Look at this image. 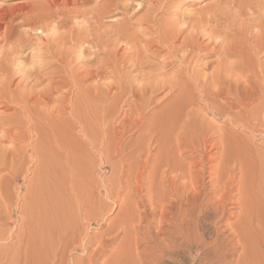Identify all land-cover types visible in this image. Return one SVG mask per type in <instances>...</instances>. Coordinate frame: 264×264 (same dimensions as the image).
Listing matches in <instances>:
<instances>
[{
	"label": "rangeland",
	"instance_id": "obj_1",
	"mask_svg": "<svg viewBox=\"0 0 264 264\" xmlns=\"http://www.w3.org/2000/svg\"><path fill=\"white\" fill-rule=\"evenodd\" d=\"M60 1L61 0H59V1L56 0V2H55V0L54 1L53 0H0V13L5 14L6 17H8L3 22H4V24L8 23V25H7V26H9L8 32L11 31L10 34L12 33V36L10 35L11 39H9L8 41H5L4 40L5 34L0 32V58L1 57L3 58V61H2V59H0L1 60L0 61L1 62L0 63V80L3 77V79L0 81V84L2 86V87L0 86V88H1L0 89V94H1L0 96H2V98L4 99V102H3V99L1 100L2 102L0 101V105L2 103H4L2 105H7L5 102H8L9 104L10 103L11 104H13V103L17 104L18 102H20V104L18 103L19 104L18 107L20 105H22V106H21V109H19L20 107L16 108L17 113L19 112V110L22 111V107H23V109L27 108L26 110L30 109L29 111H27V113L31 112V114H27L26 110L25 111L23 110V112H21V113L19 112L18 114L24 115V116L21 115L23 117V118H21V116L15 112V109L10 110V109H6L2 105H1L2 108L0 106V118L2 117V115H4L3 118L0 119V150L4 154L2 152L0 154L6 155V153L9 151L7 156H10V157L7 158V160L13 159V162H14V164H13L11 160L10 161L8 160L7 163L9 165L7 164L6 167H3L2 165H0L1 166L0 169H2V167L5 169L4 171H0V185L3 184V186L1 185L2 187L0 186V215L2 217H4V219H6L7 223H9L11 225V228H10V225H9V227L6 225V228L4 229V232H3V236L0 237V264H20L19 262H21V260L23 261V258H21V257L24 256L23 253H24V249H25V243L28 242V238H29L28 237V229H29V227H32V226L34 229V233H37L36 236H39V237L43 236L42 231L44 229H47L45 238H47V240H48L49 237L54 234V232L57 233L58 230L65 225L64 220L66 217L68 220V217L70 218L71 215H74L75 219L77 221L81 222L82 225L79 222H76V224L78 223L80 225V227L83 226V230L85 232V236L87 237V239L88 238L91 239L92 237L95 238L96 236H98V234L100 235L102 233V231L105 230V228L97 225L93 220H91V215H93V214L95 215V212H96L95 210H90L93 208L92 205L94 207L100 206L101 209L107 208V209H105V212L102 211L103 215H105V213H106L107 216H109L112 212L116 213V211H114L115 210L114 208L117 206L118 203L122 204V203H120V200L123 201L122 197L126 196L125 192H127V195H128V193H131L132 188L130 186L133 187V185H135L134 182L140 176V174H137V173H139V170L144 169L143 164H145L146 159L143 163H140V161L142 162V160H144V157L145 158L147 157V159H148V153L147 152L152 153L151 154L152 157L150 156L149 160L151 159L153 161V158H156L155 154H154L157 151L155 139L156 138L158 139V137H159L158 135H160V134H158V132H157V135L155 136L154 134H156V132H155L156 130H152V129H154V127L156 125L161 126L160 123H162V126L165 124H168V123L173 124V125L175 124L174 126L176 128L171 133V137L174 140L176 138V134L178 135L177 136L178 140L181 139L180 138L181 136L179 137V135H182V133L185 131L182 135L181 141L179 140L180 144H179V142L178 143L176 142L177 138L174 141L175 144H177V145H181V143L184 142L181 145V151L182 152L191 151L189 148V146H190L189 143H191V142L196 143V139L197 138L199 139V137H201V139H202L206 136L205 137V139H206L208 134L211 135L210 136L211 138L208 135V139L214 143V147H219V146H221V144L220 143L215 144L214 140H217L218 137L223 136L226 133L229 136H231L235 141H237V143L239 145L241 144L240 145L241 147L243 146L241 150L244 152V154L241 151L240 152L242 154L241 156H243V159L251 161L253 163V165L255 164L253 166L254 169H252V171L254 173H256L255 171H257V172H263L264 171L262 169V168H264V95H261V93L264 89H258L260 87L264 88V73H262V71L264 72V49L263 50L257 49L258 51L255 53L257 45L259 44L260 40L263 41V36H264V34H263L264 33V10H262V9H264V0H259V1L258 0H160V1L159 0H153V1L152 0H149V1L148 0H71L72 2L71 1L69 2V0L68 1L63 0V1H61L63 3L58 4ZM157 1H159V2H157ZM261 1L263 3H259ZM49 2L52 4V5L50 4L51 6L49 5L50 8H49V6L48 7L46 6L47 8L44 7V5H46V4L48 5ZM67 2H68V4H67ZM257 2L260 6L257 4ZM72 3L74 4V6ZM66 4L68 7L66 6ZM138 4L140 6L142 4V6L139 10H137ZM241 4H242V6H241ZM246 5H247V7H246ZM251 5L253 6V8L249 7ZM254 5L256 6L255 8H254ZM261 6H262V8H261ZM258 7L260 8V10ZM239 8L241 10H243V12H241V10L239 11L238 10ZM245 8H247V9L249 8L248 10L251 9L250 11L253 10V12H251V14L253 13V15H251L249 11L247 12V9H245ZM63 9H65L64 11H66V12H64ZM111 9H113V10H111ZM244 9H245V12L247 14L244 13ZM34 10H36V11L34 12ZM41 10H44V12ZM45 10H46V14L49 13L50 15L49 14H48L49 16L47 15L49 18L47 16H45V14H44L45 17L43 15H41L42 22H41V20L40 21L39 20H32L30 22L24 21V16L29 15L31 12H32L31 14L36 13V12H37L36 14H38V12L40 14H42V12L45 13ZM73 10H75V11H73ZM109 10L114 12V14L113 13L111 14L112 18L107 17L109 15L104 14V11L106 13V11H109ZM258 10H259V12H257ZM61 12H63L64 15ZM40 14H38V15H40ZM100 14H101V16L104 14L102 18L100 16ZM190 14H191V17L193 19L190 17ZM241 14H242V16H241ZM69 15H71V16H69ZM114 15L115 16L118 15V16L115 17ZM145 15H146V17H145ZM155 15H156V17L154 18ZM250 15H251V17H250ZM46 17H47V19H46ZM119 17H120V21H119ZM62 18H63V21H61ZM96 18H98V19L100 18V20H102V21H100ZM115 18L116 19L118 18V19L116 20ZM45 19L48 20V22H46ZM113 19H115V21H113ZM189 19H191V20H189ZM194 19H195V21H194ZM254 19H256L257 22ZM94 21H95V23H94ZM97 21H99V23H96ZM103 21H104V24H101V22H103ZM254 21H255V23H254ZM89 22L91 23V25ZM153 22L157 23V25ZM205 22H206V24H205ZM195 23L197 26L195 25ZM218 23H220L219 24L220 26L218 25ZM97 24H100V25H98V27H97ZM192 24H193V26H192ZM118 25H119V28H118ZM100 26L101 27L103 26L102 29L103 28H104V30L106 29L107 33H105L106 31L104 32V30L103 31L100 30L101 29ZM200 26H201V29H200ZM105 27H107V28H105ZM188 27L192 28L193 31L191 29V32H190L189 31L190 28H188ZM215 27H217L218 29L217 28L215 29ZM28 28H30L32 31L30 29L28 30ZM44 28H45V31H44ZM47 28H49V29H47ZM91 28L93 29L94 32L92 31ZM198 28H199V30H198ZM204 28L206 31L204 30ZM97 29H99L100 32ZM210 29H212V30H210ZM53 30H55L56 32L54 31L55 32L54 33ZM125 30H127L128 32L126 33ZM181 30H182V32H181ZM184 30H186V32ZM95 31H96V33H95ZM113 31H115V32H113ZM122 31L123 32L125 31V33H123V35H122ZM199 31H200V34H199ZM212 31H214V32H212ZM260 31L261 32L263 31V33L262 34L259 33ZM87 32L90 34H88ZM116 32H118V36L121 32V34H120L121 38H123L127 34L124 37V38H126V41L124 39L121 40V38H118L117 34H115ZM206 32H207V34H206ZM210 32H211V34L208 35V33H210ZM83 33L86 34V37H85L86 39L89 35L88 40L91 39L90 41H92V40L95 41L97 39L95 36H98V38L100 40L97 39V41H102V43L104 42V44H101V48L106 49V50H104L102 52V49L100 48V50H101L100 51L101 54H100V52L98 51L99 48H94V49L92 48V50H90L88 47H85L84 49L80 48L78 45H80L82 36L83 37L85 36V34H83ZM99 33H101V34H99ZM108 33H110V35L112 34L111 35V37L113 36L112 40L110 39L111 37H109ZM193 33L195 34L196 37L197 36L199 37V39H200L199 45L201 48V49L199 48L200 50L195 49L194 50L195 52L192 50L189 51L190 49L182 48V42H186L187 39H189V38L191 39L192 37H195ZM46 34H48V35H46ZM55 34H56V38L54 37ZM92 34L95 36H93ZM97 34H99V35H97ZM201 34H202L203 38H201L202 37V36H200ZM259 34H261L260 37H259ZM28 35H31V36H28ZM90 35H91V37H90ZM128 35H129V37H128ZM212 35H214V36H212ZM217 35H218V37H216ZM50 36H51V39H49ZM105 36H107L112 42H110V40L107 39V43H106L105 40H103L104 38L105 39L107 38ZM186 36H188V38ZM253 36H255V37H253ZM25 37H27V39ZM92 37H93V39H92ZM131 37H132V41H131ZM1 38H3V39H1ZM28 38H30V39L28 40ZM54 38H55V40H54ZM213 38H214V40H213ZM258 38H259V40H258ZM135 39H136V45L135 44L133 45V42L135 43ZM183 39H185V40H183ZM250 39H252L253 41H251ZM18 40H19V42H18ZM79 40H80V42H79ZM114 40H117V42H113ZM127 40L128 41L130 40L129 43ZM52 41H53V43H52ZM62 41L65 42V44ZM121 41H123V42H121ZM167 41H169V43H166ZM12 42H13V45L16 42L14 47L12 45ZM118 42H120V43H118ZM124 42H126V44ZM171 42L173 44H171ZM251 42H253V43L251 44ZM46 43H48V44H46ZM115 43H117L118 45ZM121 43H122V46H121ZM123 43H124V45H123ZM178 43H180V44H178ZM210 43H212V44L210 45ZM232 43H233V45H232ZM18 44L20 46L17 47V49H16V46H18ZM76 44H78V45H76ZM111 44H113V45L110 46ZM170 44H171V46H170ZM8 45H12L13 50H11L12 47L8 46ZM108 45H109V47H108ZM114 45H116V46H114ZM174 45H176L175 47L177 48V50H176V48L173 47ZM202 45H203V47H201ZM106 46L109 48V50ZM117 46H118V48L119 47L120 48L118 49ZM130 46H132V47L130 48ZM204 46H206V47H204ZM212 46L215 50L212 49ZM9 47H10V50H8ZM21 47L23 50L21 49ZM43 47H45V48H43ZM250 47H251V52H250ZM6 48H7V50H6ZM18 48H20V50H22V51L20 52V50H18ZM79 48H80V50H79ZM178 48L181 49V51ZM202 48L205 49V51H201V50H203ZM217 48H219V49H217ZM227 48H229V50H230V52H228V53H226V51H225V50H228ZM86 49H88V50H86ZM131 49H133V50H131ZM134 49H135V54H133ZM139 49L141 50V52H139L140 51ZM182 49H184L186 53ZM216 49H217V51H216ZM248 49H249V51H248ZM4 50L6 51V54H5ZM72 50L73 51L75 50L77 53L75 51L72 52ZM94 50L99 53V55L97 57L93 53ZM129 50H131L132 53ZM156 50H158V51H156ZM253 50L255 53L254 57H253V55H254ZM2 51L4 52V54L1 53ZM12 51H13V53H12ZM14 51H16V52H14ZM52 51H54V54ZM56 51H57V53H56ZM146 51H149V52H146ZM172 51H174L175 53L174 52L172 53ZM261 51H263V52H261ZM17 52H19V53H17ZM36 52H38L37 53L38 57L36 56ZM39 52H40V55L44 54L45 58L42 55H41V57H39L40 56ZM59 52L63 53V56ZM115 52H117V53H115ZM137 52H138L139 56H138ZM179 52H182V53H179ZM221 52H223V53L221 54L220 57H218ZM235 52H237V53H235ZM20 53L21 54L23 53L22 57H23V59L25 58L24 60L20 59V58L18 59ZM33 53H34V55H33ZM70 53L71 54L73 53V55H71ZM177 53H179V54H177ZM232 53H233V56H232ZM24 54L26 56H24ZM58 54H60V55H58ZM92 54L94 57H96L97 60L92 56ZM140 54L142 55V57ZM236 54H237V56H236ZM28 55H31L29 62H28V58H29ZM51 55H53V56L55 55L54 56L55 59ZM101 55H102V58H105L108 61L111 59L110 60L111 64L109 62H107V60L104 61L105 59L103 60L101 58ZM112 55L114 56L113 58H111ZM121 55H123L124 57H122ZM172 55H174V56L171 57ZM193 55H194V57H196L197 55L198 56H197V58H194ZM32 56H35V58L37 57L35 59L36 61L33 59L31 60ZM66 56H68V57H66ZM91 56L93 57V59ZM107 56H108V58H107ZM117 56L118 57L120 56V57L118 58ZM131 56H132V59H131ZM248 56H251V57H248ZM10 57H14V58L11 59ZM136 57H137V59H136ZM138 57H140V58H138ZM177 57H179V58L182 57V58L179 59ZM244 57H246V61L244 60ZM6 58L11 63H13V66L17 65L16 66L17 70L12 66V64H10V62L8 60H5ZM58 58H60V59H58ZM90 58H91V60H90ZM252 58H254L253 59L254 61L250 60ZM39 59L41 60V63H40ZM43 59H44V61H43ZM45 59L48 61H46ZM49 59L52 63L49 61ZM61 59H62V61H64V62L67 61V62L66 63H64V62L60 63L59 61H61ZM113 59H115V61L112 64L111 61H113ZM135 59L136 60L139 59L138 60L139 64H138V61H135ZM52 60L57 61L58 63L53 64L55 62ZM92 60H94V62ZM4 61L6 63H4ZM22 61H25V62H22ZM31 61H33L31 63L32 66L30 64ZM37 61H39V62H37ZM103 61H104V63H103ZM143 61H145V62H143ZM183 61H184V63H182ZM220 61H221V64L220 63L218 64V62H220ZM251 61H253V63ZM21 62H22V65L24 63V67H20L18 65L19 63L21 64ZM36 62H37V64H36ZM90 62H92V63H90ZM100 62L102 64H105V65L108 64L107 65L108 68H107V66H104V65H103L104 66L103 67ZM25 63H26V65H25ZM27 63H29V64H27ZM45 63H47V64H45ZM249 63L250 64L252 63V64L250 65ZM4 64H6V66ZM49 64L52 66L49 67ZM61 64H63V66ZM134 64H136V66ZM29 65L31 68L29 67ZM33 65H35V66L39 65L40 67L39 66L35 67ZM46 65H48V66H46ZM100 65L102 68L99 67ZM138 65H141V66H138ZM220 65H221V67H220ZM4 66H5V68L9 67L10 69L9 68H6V69L2 68ZM43 66H45V67H43ZM47 67H49V68H47ZM140 67H141V69H140ZM13 68H14V70H13ZM23 68H25V69H23ZM55 68H56V70L58 69L60 72L58 70L57 71L55 70V72H54L53 70ZM99 68L102 70V72L104 74L100 73L101 70H99ZM144 68H147V69H144ZM7 69L10 71H8ZM31 69L34 70V73L31 72L34 75L30 76L29 78H25L26 70H31ZM4 70H6V71H4ZM19 70L22 71V74L24 72V74L21 75L19 73L20 72ZM35 70H36V72H35ZM62 70H65L66 72H63ZM217 70L219 72H217ZM259 70H261V73H259L260 72ZM12 71H14V72H12ZM112 71H113V73H111ZM253 72L256 75L253 74ZM9 73H10V75H9ZM37 73H38V75L39 74L40 75L39 76L36 75ZM1 74H3L4 76L1 77ZM92 74H94V75H92ZM8 75H9V77H8ZM250 75H252V76L250 77ZM43 76H45V77H43ZM229 76H230V78H229ZM18 77L22 78L23 82H19V81H22V79H20ZM34 77H35V80H34ZM94 77H96V78H94ZM212 77H214V78H212ZM242 77L244 78V80ZM39 78H41V79H39ZM239 78L240 79L242 78V79L239 81ZM30 79H32L33 81ZM37 79H38V81L40 80L39 83H41V84H39L37 82ZM178 79L180 81L183 79V81L180 82ZM218 79H220V80H218ZM5 80L6 81L8 80L9 83L12 80H13V82L10 83V86H7V84H5V83H7ZM34 81H35V83H34ZM214 81L217 82V83H215V85H214ZM249 81H250V83L252 82V84H254L256 82L254 85L257 87V91L259 92L258 100H253L252 103H251V101H249L250 103L247 102V103H249L248 108L246 106L239 105L240 109H239V107H238V109H236V112H238V113H234L235 114L234 117L236 118L235 119L236 121H234V122L231 121L233 119L232 114H228V113L225 114L223 112L217 113V111H215L216 109H214L213 106L209 104V101L206 99V97L204 95V92L207 91L208 89L209 90L210 89L216 90L215 89L216 87L218 89L220 86L223 85V87H220V90L224 89V91H223L224 94L227 97H229V96L232 97V99L229 97L230 100H229V98H228V100L229 101L232 100V102L236 101V104H238L237 102L239 101V98L241 96L239 94V91L241 88L243 89V87H245L244 85L249 84ZM187 82L189 85L188 84L186 85ZM36 83L39 85L37 86ZM211 83H213L211 85L212 87L210 86ZM18 84L19 85L21 84L20 87L18 86ZM24 84L26 87L24 86ZM178 84H181V85H178ZM167 85L170 87L166 88ZM176 85H177V87H175ZM185 85L188 86V88H186ZM190 85H191L192 89H191ZM54 86H55V88H54ZM148 86H152V87H148ZM153 86H154V88H153ZM159 86L160 87L162 86V87L160 88ZM163 86L165 88H163ZM173 86H174V88H173ZM10 87H13V88L18 87V88H16L17 90L14 89L16 91H13V88H10ZM29 87H30V89H29ZM31 87L35 88V90L32 89ZM51 87H53L55 90ZM179 87H182L183 89L185 88V90H183L182 88H179ZM229 88H230V90H228ZM19 89H21V90H19ZM154 89H156V90H154ZM158 89H159V91H157ZM187 89H189L188 90L189 95L187 94L186 97H189V98L186 99L187 102H185V103L188 104V101H189V102H191L189 104H192V105L194 104V105L193 106L192 105L186 106V104H184V106L182 107V110L181 109L179 110L180 114L178 111V112H176L177 115H176V113H174L173 116H171L169 118L170 120H167L165 118V115L167 114L166 113L167 109H168L167 112L170 111L169 109L171 108V99H173V97L175 95L176 96L180 95V93L183 91H184L183 93H186L185 91ZM190 89H191V91L197 90L196 94L194 91L191 92ZM29 90H30V92H29ZM38 90H39V92H37ZM49 90H52V91L49 92ZM145 90L147 91V93L145 92ZM179 90H182V91L180 92ZM232 90H233V92L235 91V93H232ZM9 91H11V92H9ZM31 91H33L34 94ZM34 91H36V92H34ZM143 91H144V93H143ZM228 91H230V92H228ZM43 92H46V93H43ZM174 92H176V93H174ZM200 92H201V94H200ZM8 93H9V95H8ZM10 93H12V94H10ZM19 93H20V96L24 95L23 96L24 98L20 97ZM25 93L28 94V97L30 94L33 95V96L32 95L30 96V98L33 97V99H30L32 101L28 100V97ZM190 93H192V94H190ZM263 93H264V91H263ZM4 94H6V96L11 97L12 100L9 99V97H5ZM43 94H45V95L43 96ZM142 94H145V95L142 96ZM170 94H171L172 98L169 96ZM195 95H197V97ZM225 95L223 96V98L225 97ZM25 96H26L28 104L24 103V101L26 100ZM46 96H47V98H46ZM191 96H192V98H191ZM236 96H237V98H235ZM19 97L22 100H20ZM39 97H40V99H38ZM34 98H35V100H34ZM190 98L193 100H191ZM234 98H235V101H234ZM42 99L47 100L48 106H47V104L44 105L45 103L42 101ZM188 99H190V100H188ZM8 100H10V101H8ZM33 100H34V102L36 101L35 103H37L39 106L37 104H35L33 102ZM38 100L39 101L41 100L42 104L43 103L44 104L42 105L40 102H38ZM232 102H230V103H232ZM16 104H13L12 106L17 107ZM34 105H35V107H34ZM65 107L70 108V110L69 109L67 110V111H70V113H68V114H70V116L68 115L69 120L67 119V122H68L67 125H65L66 122L64 120H62V118L64 119L65 112L63 109ZM165 107H167L166 110H165ZM4 109H6V110H4ZM45 109H47V110H45ZM33 110H35V112L36 111H38V112H36V114H35V112ZM257 110L259 112V113L257 112L258 116L256 115L257 113H255V111H257ZM160 111L164 112L165 114L161 113ZM181 111L183 112V114H181ZM249 111H250V113H249ZM32 112H34L33 115H32ZM25 113L27 114V116H25L26 115ZM184 113H186V114H184ZM14 114H16V115H14ZM162 115H164V116H162ZM179 115H181V116H179ZM183 115H185V117ZM226 115H228L229 117L228 116H227L228 118L225 117ZM243 115H245V116H243ZM28 116L30 117V119ZM241 116H242V118H241ZM229 118H231V120ZM237 118H239L240 120H238ZM161 119H162V121H161ZM173 119H175V120L179 119V121H177V123H176V121ZM171 120H173V121H171ZM63 121L65 124L63 123ZM164 121H165V124H164ZM181 123L183 124V126ZM176 124H178V125L176 126ZM150 125H152V126H150ZM187 125H191V126L187 127ZM139 126H140V128H139ZM141 126L143 127L142 129H141ZM149 126L151 128V132H150ZM146 127H148V128H146ZM192 127L194 128L193 132H190L192 130ZM198 127H199V129H198ZM202 127L203 128L206 127L207 129L204 128V130H203ZM144 128H146L147 131L151 133V135H152V136L150 135L151 137L149 136L150 133L146 134V136L144 135L146 132V130H143ZM195 128H196V131L198 133L195 131ZM200 128H201V130H200ZM222 128H223V132H222ZM225 128H227V129H225ZM217 129L221 130V132L219 130L216 131ZM205 130H207V131H205ZM2 131H4V132H2ZM208 131H209V133H208ZM137 132H139V133H137ZM148 132H146V133H148ZM188 132H189V134H188ZM201 132L203 134L206 133L207 135L205 134V136H204L203 134H201ZM66 133L68 134V136H66ZM178 133H181V134H178ZM190 133H191V135H190ZM195 133L197 134L196 137H194ZM184 134L185 135L187 134L186 137ZM212 134L214 137L212 136ZM143 135L145 136L144 138H142ZM216 135H219V136H216ZM138 136L141 137L140 142H137V140L139 139ZM183 136H184V139H186L185 141L183 139ZM153 137H155V138H153ZM194 138H195V140H193ZM213 138H214V140H213ZM198 139H197V142H198ZM142 140H144V141H142ZM203 140L204 139H202L200 141H203ZM152 141H154V142L152 143ZM186 142L188 143V148H187ZM212 142H210V144L213 146ZM139 143H141L144 146V148H142L143 146H141V148H139L141 145ZM154 143H155V145H154ZM136 144H137L138 148L141 150L139 152V150L137 148L136 151L139 152V154H141L142 150L144 149L142 152L145 154V155H143L144 157H142V154L140 156L138 153H135V149L137 147ZM131 145H135V147L132 146L133 149H131L132 148ZM151 146H152V150L150 151ZM147 147H148V150H147ZM13 150L15 151L16 155H15ZM132 150H134V152L131 153ZM4 151L5 152L7 151V152L5 153ZM12 153L14 154V157L15 158L17 157L18 159L12 158V156H11ZM134 153L136 156H139L138 159L141 158L140 161L137 159L138 162H136L137 160L136 161L134 160L135 162L133 161L134 164L136 163L137 165L136 164L134 165L132 162L133 159L137 158V157H135ZM188 154L190 155V153H188ZM245 154H246V158H245ZM3 155H0V157L1 156L3 157ZM117 155H118V157H117ZM130 155H133L135 158H130L128 160V157H130ZM189 155H187V156H189ZM248 155H250V156H248ZM133 156H131V157H133ZM120 159H121V161H120ZM125 159H127L128 162H126L127 160L125 161ZM151 160H150V162H151ZM122 163H123V165H122ZM127 163H129V166L131 165V167L134 166V167H132V170H133V168L138 167L137 168L138 170L136 169L138 172L134 171L135 169L133 170V172H135V175L138 176L137 178L133 177L134 176L133 172L132 173L130 172L131 167H130V170L128 171L129 166ZM138 164H140V166ZM230 164L228 165L229 167L232 165V164L231 165ZM125 165H127V167H128L126 172H124V169L126 168ZM228 166L226 167V172L231 178L226 175V181H227V183L228 182H229V184L233 183V186H236L238 184L237 180L241 177V171L239 169L240 167H239V165L236 166L234 162L230 168H228ZM233 166H236V167H233ZM140 167H141V169H140ZM231 168L235 169V174H234L233 169H232L233 172L231 171ZM120 169H123V170H120ZM147 171L148 172H146V169H144L142 172H140V173L144 172L141 176L143 177L144 175L146 176V174L150 173L149 170H147ZM122 172H123V174H122ZM127 172H128L129 176H126ZM236 172H238V173H236ZM121 174H122V176H121ZM175 174L172 173L169 176L172 177V176H175ZM123 175H125L126 180L123 178ZM130 175H133V176H131L132 180H133V178H135L136 180L134 179L135 181L133 180V182H131V179H130V184H129L127 182H129L128 178H131ZM178 175H179V173H178ZM149 176L151 177V174L147 175L148 178H150ZM236 176H238V177H236ZM142 177L140 179L141 180L139 183L140 185L142 184V179L144 180V182H143L144 184H146V181L150 182V184L147 182V185H143V188L146 187V189H143L142 195L147 197L146 192L148 190H149L148 192L150 194L151 193H152V195L156 194V190L159 189V186H158V188L154 187L155 189L151 190L153 188V186H156V185H153V186L151 185L153 183V178H150L152 180V183H151V180L146 179V177L145 178L144 177L142 178ZM122 178H123V182H125V184L127 183L126 185H128L130 187V192L127 191V190H129V188H126V187L124 188V183L122 182V180H121V183H123V185H122L123 189L121 188V185H119L121 189L118 190V188H119L118 184H121L119 182H120V179H122ZM233 178H236V179H233ZM159 179H161L160 176L158 177V181H159ZM181 180L182 179H180V182L184 181V179L182 181ZM230 181H232V182L230 183ZM229 184H228V186H230ZM114 186L115 187L117 186V188H115ZM116 190H117V192H116ZM120 190H123L125 192L124 193H123V191L119 192ZM144 191H145V193H144ZM115 193H118L119 196L116 194L117 196L115 197ZM150 194H148V197L151 196ZM118 197H120L121 199L120 198L118 199ZM114 201H117V202H114ZM114 203H117L116 206H113ZM104 204H105V207H104ZM101 205H103V207ZM107 205H110V208L112 206V208L109 209V207H107ZM96 207H95V209L99 210V208H96ZM87 208L89 209L88 211H87ZM109 210H112V211L109 212ZM86 211H87V213H86ZM92 211H94V212H92ZM90 212H92V214ZM85 215H87V216H85ZM89 216H90V218H89ZM82 218H86L87 222L84 219L82 220ZM92 221H93V223H92ZM53 230H55V231H53ZM81 230H82V228H81ZM83 230H82V232H83ZM90 236H92V237H90ZM83 237H84V233H83ZM48 244H49V242H47L46 249L48 248ZM68 252H67V254H68ZM71 256L74 260H77V259L81 260V259H83V257H86L87 255L82 253L81 251L73 252V250H72Z\"/></svg>",
	"mask_w": 264,
	"mask_h": 264
},
{
	"label": "bare ground",
	"instance_id": "obj_2",
	"mask_svg": "<svg viewBox=\"0 0 264 264\" xmlns=\"http://www.w3.org/2000/svg\"><path fill=\"white\" fill-rule=\"evenodd\" d=\"M54 1V0H53ZM59 1V0H58ZM63 1V0H61ZM59 2L58 4L60 3H63V2ZM68 1V0H67ZM71 0H69L70 2ZM149 1V0H148ZM153 1V0H152ZM160 1V0H159ZM157 1V2H159ZM259 1V0H258ZM56 2V0H55ZM66 2V1H65ZM72 2V1H71ZM47 3V2H46ZM54 3V2H53ZM141 3V2H140ZM139 3V4H140ZM259 3H263L262 1L259 2ZM51 3L49 2V4L47 5H44V7H48ZM56 4V3H55ZM68 4V2H67ZM66 4V6H67ZM73 4V3H72ZM71 4V5H72ZM138 4V9L139 10L142 6ZM158 4V3H157ZM246 4V3H245ZM258 4V2H257ZM52 5V4H51ZM50 5V6H51ZM64 5V4H63ZM110 5V4H109ZM259 5V4H258ZM49 6V8H50ZM58 6V5H57ZM65 6V7H66ZM74 6V4H73ZM242 6V4H241ZM260 6V5H259ZM46 7V8H47ZM68 7V6H67ZM239 7V6H238ZM247 7V5H246ZM249 7H252L253 6H249ZM256 6L254 5V8ZM241 8V7H240ZM238 9L239 11L242 9ZM259 8V7H258ZM257 8V9H258ZM262 8V6H261ZM56 9V8H55ZM66 9V8H65ZM63 9V11L65 10ZM69 9V8H68ZM107 9V8H106ZM247 9V8H245ZM245 9H244V13L247 14L245 12ZM249 9V8H248ZM247 9V12L249 11L250 14L252 11L248 10ZM37 10V9H36ZM34 10V12L36 11ZM113 10V9H111ZM104 11V14L105 15H109L107 17H110L112 18L111 14L114 12L113 11ZM255 10V9H254ZM260 10V8H259ZM259 10L257 12H259ZM264 10V9H262ZM44 12V10H41ZM40 11V12H41ZM75 11V10H73ZM103 11V10H102ZM40 14L38 12V14L36 13H33V14H29L27 16H24V21L26 22H30L32 20H41V15L44 16H47L49 13L46 14V10H45V13ZM49 12V11H48ZM66 12V11H64ZM71 12V11H70ZM78 12V11H77ZM76 12V13H77ZM241 12H243V10H241ZM240 12V13H241ZM256 12V13H257ZM5 13V12H4ZM63 13V12H61ZM73 13V12H72ZM103 13V12H102ZM239 13V14H240ZM255 13V12H254ZM57 14V13H56ZM103 14V15H104ZM237 14V13H236ZM243 14V13H242ZM241 14V16H242ZM249 14V13H248ZM50 15V14H49ZM48 15V16H49ZM58 15V14H57ZM56 15V16H57ZM64 15V13H63ZM62 15V16H63ZM103 15L101 16V18L103 17ZM149 15V14H148ZM157 15V14H156ZM156 15L154 16V18L156 17ZM253 15V13L251 14ZM250 15V17H251ZM257 15V14H256ZM263 15V14H262ZM12 16V15H11ZM22 16V17H23ZM42 16V17H43ZM44 16V17H45ZM47 16V17H48ZM59 16V15H58ZM66 16V15H65ZM68 16V15H67ZM71 16V15H69ZM81 16V15H80ZM115 16V15H114ZM118 16V15H116ZM115 16V17H116ZM244 16V15H243ZM18 17V16H17ZM20 17V16H19ZM43 17V18H44ZM46 17V19H47ZM73 17V16H72ZM75 17V16H74ZM77 17V16H76ZM79 17V16H78ZM146 17V15H145ZM190 17H191V14H190ZM194 17V16H193ZM8 18L6 17L5 14H1L0 13V32L4 33V40L5 41H8L9 39H11V36H12V33L10 34L9 29L7 26V24H4V20ZM42 18V19H43ZM49 18V17H48ZM106 18V17H105ZM114 18V17H113ZM151 18V17H150ZM153 18V19H154ZM187 18V17H186ZM192 18V17H191ZM240 18V17H239ZM263 18V17H262ZM10 19V18H9ZM45 19V20H46ZM98 19V18H96ZM116 19V18H115ZM115 19H113V21H115ZM118 19V18H117ZM116 19V20H117ZM193 19V18H192ZM198 19V18H197ZM201 19V18H200ZM238 19V18H237ZM54 20V19H53ZM59 20V19H58ZM57 20V21H58ZM100 20V18L98 19ZM104 20V19H103ZM122 20V19H121ZM157 20V19H156ZM184 20V19H183ZM191 20V19H189ZM256 21V19H254ZM44 21V20H43ZM51 21V20H50ZM56 21V20H55ZM63 21V18L62 20ZM60 21V22H61ZM96 21V20H95ZM94 21V23H95ZM102 21V20H100ZM107 21V20H106ZM119 21H120V17H119ZM124 21V20H123ZM153 21V20H152ZM193 21V20H192ZM195 21V19H194ZM201 21V20H200ZM254 21V23H255ZM35 22V21H34ZM42 22V20H41ZM46 22H48V20H46ZM45 22V23H46ZM52 22V21H51ZM122 22V21H121ZM187 22V21H186ZM190 22V21H189ZM188 22V23H189ZM198 22V21H197ZM215 22V21H214ZM257 22V21H256ZM33 23V22H32ZM38 23V22H37ZM50 23V22H49ZM65 23V22H64ZM90 23V22H89ZM93 23V24H94ZM96 23H99V21H97ZM118 23V22H117ZM155 23V22H153ZM193 23V22H192ZM27 24V23H26ZM101 24H104V21L101 22ZM157 25V23H155ZM198 24V23H197ZM206 24V22H205ZM216 24V23H215ZM220 23H218L219 25ZM258 24V23H257ZM58 25V24H57ZM56 25V26H57ZM91 25V23H90ZM96 25V24H95ZM98 25L100 24H97V27ZM196 25V23H195ZM199 25V24H198ZM211 25V24H210ZM217 25V26H218ZM50 26V25H49ZM48 26V27H49ZM59 26V25H58ZM57 26V27H58ZM89 26V25H88ZM104 26V25H103ZM102 26V27H103ZM193 26V24H192ZM197 26V25H196ZM202 26V25H201ZM201 26H200V29H201ZM213 26V25H212ZM216 26V25H215ZM220 26V25H219ZM32 27V26H31ZM55 27V26H54ZM86 27V26H85ZM95 27V26H94ZM101 27V26H100ZM99 27V28H100ZM100 30H104V28ZM113 27V26H112ZM116 27V26H115ZM123 27V26H122ZM154 27V26H153ZM195 27V26H194ZM204 27V26H203ZM206 27V26H205ZM209 27V26H208ZM256 27V26H255ZM27 28V27H26ZM46 28V27H45ZM45 28H44V31H45ZM56 28V27H55ZM107 28V27H105ZM118 28H119V25H118ZM121 28V27H120ZM126 28V27H125ZM190 28V27H188ZM217 27H215L216 29ZM259 28V27H258ZM30 28H28L29 30ZM49 29V28H47ZM46 29V30H47ZM51 29V28H50ZM54 29V28H53ZM58 29V28H57ZM56 29V30H57ZM85 29V28H84ZM88 29V28H87ZM92 29V28H91ZM109 29V28H108ZM107 29V30H108ZM116 29V28H115ZM154 29V28H153ZM191 29L190 28V32H191ZM197 29V28H196ZM195 29V30H196ZM213 29V28H212ZM210 29V30H212ZM218 29V28H217ZM31 30V29H30ZM99 32L100 30L97 29ZM113 30V29H112ZM122 30V29H121ZM187 30V29H186ZM186 30H184L186 32ZM194 30V31H195ZM199 30V28H198ZM205 30V28H204ZM32 31V30H31ZM48 31V30H47ZM46 31V32H47ZM55 30H53L54 32ZM93 31V29H92ZM97 31V32H98ZM106 31V29L104 30V32ZM126 33L128 32L127 30H125ZM125 31L123 32L122 31V35L123 33H125ZM183 31V32H184ZM193 31V29H192ZM197 31V30H196ZM206 31V30H205ZM218 31V30H217ZM43 32V31H42ZM50 32V31H49ZM48 32V33H49ZM52 32V31H51ZM56 32V31H55ZM54 32V33H55ZM94 32V31H93ZM103 32V33H104ZM115 32V31H113ZM182 32V30H181ZM180 32V33H181ZM214 32V31H212ZM24 33V32H23ZM27 33V32H26ZM30 33V32H29ZM44 33V32H43ZM88 33V32H87ZM96 33V31H95ZM107 33V31L105 32ZM111 33V32H110ZM110 33H108L109 37H111ZM188 33V32H187ZM196 33V32H195ZM202 33V32H201ZM217 33V32H216ZM259 33H263V31L259 32ZM32 34V33H31ZM53 34V33H52ZM85 34V33H83ZM82 34V35H83ZM90 34V33H88ZM94 34V33H93ZM92 34V35H93ZM101 34V33H99ZM97 34V35H99ZM115 34H117V37L118 38H121L120 37V34L118 36V32H116ZM183 34V33H182ZM191 34V33H190ZM194 34V33H193ZM197 34V33H196ZM199 34H200V31H199ZM198 34V35H199ZM207 34V32H206ZM205 34V35H206ZM211 34L208 33V35ZM213 34V33H212ZM259 34V37L260 35ZM264 34V33H263ZM11 35V36H10ZM48 35V34H46ZM106 35V34H105ZM127 35V34H126ZM125 35V36H126ZM192 35V34H191ZM204 35V34H203ZM26 36V35H25ZM28 36H31V35H28ZM54 36V35H53ZM95 36V35H93ZM104 36V35H103ZM102 36V37H103ZM124 36V37H125ZM131 36V35H130ZM195 36V34H194ZM202 36V34L200 35ZM214 36V35H212ZM227 36V35H226ZM257 36V35H256ZM39 37V36H38ZM56 38V34L54 36ZM86 37V34L85 36L81 38V42H80V45H78L80 48L84 49L85 47H88L90 50H92V48H99V52L101 51L100 48H101V44H104V42L102 43V41H97L98 36H95L97 39L95 41H90L88 40V37L87 39L85 38ZM91 37V35H90ZM100 37V36H99ZM107 37V36H105ZM113 37V36H112ZM112 37L110 38L112 40ZM121 38L124 39L126 41V38ZM129 37V35H128ZM188 38V36H186ZM191 37V36H190ZM198 37V36H197ZM196 36L195 37H192L191 39H187L186 42H182V48L184 49H190L189 51H194L195 49H199L200 48V45H199V37L197 38ZM206 37V36H205ZM218 37V35L216 36ZM255 37V36H253ZM262 37V36H261ZM27 39V37H25ZM31 38V37H30ZM28 38V40L30 39ZM47 38V37H46ZM45 38V39H46ZM49 38V37H48ZM54 38V40H55ZM80 38V37H79ZM84 38V39H83ZM163 38V37H162ZM184 38V37H183ZM203 38V36L201 37ZM208 38V37H207ZM206 38V39H207ZM3 39V38H1ZM51 39V36L50 38ZM93 39V37H92ZM102 39V38H101ZM107 39L110 40L108 37L103 40H105V42L107 43ZM128 39V38H127ZM182 39V38H181ZM216 39V38H215ZM220 39V38H219ZM255 39V38H254ZM261 39V38H260ZM21 40V39H20ZM23 40V39H22ZM65 40V39H64ZM100 40V39H99ZM110 40V42H112ZM134 40V39H133ZM185 40V39H183ZM214 40V38H213ZM251 41H253L252 39H250ZM257 40V39H256ZM259 40V38H258ZM128 41V40H127ZM130 41V40H129ZM128 41V43H129ZM131 41H132V37H131ZM182 41V40H181ZM19 42V40H18ZM21 42V41H20ZM27 42V41H26ZM45 42V41H44ZM63 42V41H62ZM113 42H117V40H114ZM123 42V41H121ZM139 42V41H138ZM164 42V41H163ZM180 42V41H179ZM202 42V41H201ZM212 42V41H211ZM214 42V41H213ZM222 42V41H221ZM226 42V41H225ZM16 43V42H15ZM14 43V45H15ZM50 43V42H49ZM53 43V41H52ZM65 44V42H63ZM109 43V42H108ZM120 43V42H118ZM126 44V42H124ZM123 43V45H124ZM127 43V44H128ZM132 43V42H131ZM160 43V42H159ZM162 43V42H161ZM166 43H169V41H167ZM204 43V42H203ZM220 43V42H219ZM253 42H251L252 44ZM42 44V43H41ZM48 44V43H46ZM60 44V43H59ZM110 44V43H109ZM117 44V43H115ZM136 45V39H135V43L133 42V45ZM171 44H173L171 42ZM170 44V46H171ZM175 44V43H174ZM180 44V43H178ZM212 43H210L211 45ZM258 44V43H257ZM12 45H13V42H12ZM12 45H8V46H11ZM13 45V47H14ZM17 45V44H16ZM50 45V44H49ZM48 45V46H49ZM75 45V46H76ZM113 44H111L110 46H112ZM118 45V44H117ZM145 45V44H144ZM162 45V44H161ZM223 45V44H222ZM233 45V43H232ZM247 45V44H246ZM20 45L18 44V46H16V49L17 47H19ZM33 46V45H32ZM31 46V47H32ZM46 46V45H45ZM58 46V45H57ZM116 46V45H114ZM121 46H122V43H121ZM126 46V45H125ZM176 45H174L173 47H175ZM216 46V45H215ZM220 46V45H219ZM13 47L11 50H13ZM24 47V46H23ZM30 47V46H29ZM41 47V46H40ZM65 47V46H64ZM74 47V46H73ZM107 47V46H106ZM105 47V48H106ZM109 47V45H108ZM107 47V48H108ZM127 47V46H126ZM132 46H130L131 48ZM203 47V45L201 46ZM206 47V46H204ZM45 48V47H43ZM63 48V47H62ZM77 48V47H76ZM79 48V50H80ZM112 48V47H111ZM118 48V46H117ZM120 48V47H119ZM118 48V49H119ZM135 48V47H134ZM169 48V47H168ZM172 48V47H171ZM216 48V47H215ZM246 48V47H245ZM254 48V47H253ZM2 49V48H1ZM5 49V48H4ZM15 49V50H16ZM22 49V47H21ZM42 49V48H41ZM54 49V48H53ZM64 49V48H63ZM102 49V52L106 49ZM117 49V50H118ZM127 49V48H126ZM129 49V48H128ZM142 49V48H141ZM144 49V48H143ZM179 49V48H178ZM182 49V50H184ZM201 49V48H200ZM199 49V50H200ZM203 49V48H202ZM207 49V48H206ZM212 49L213 46H212ZM219 49V48H217ZM216 49V51H217ZM221 49V48H220ZM225 49V48H224ZM228 50H225L226 53L230 52L229 48H227ZM244 49V48H243ZM247 49V48H246ZM260 49H264V36H263V41L260 40L259 44L257 45V48L255 50V53ZM3 50V49H2ZM7 50V48H6ZM10 50V47L9 49ZM18 50H20V48H18ZM23 50V49H22ZM20 50V52L22 51ZM25 50V49H24ZM51 50V49H50ZM57 50V49H56ZM78 50V51H79ZM88 50V49H86ZM109 50V48H108ZM112 50V49H111ZM116 50V49H115ZM133 50V49H131ZM131 50H129L131 52ZM140 50V49H139ZM149 50V49H148ZM172 50V49H171ZM177 50V48H176ZM181 51V49H179ZM215 50V49H214ZM213 50V51H214ZM236 50V49H235ZM240 50V49H239ZM238 50V51H239ZM5 51V50H4ZM35 51V50H34ZM33 51V52H34ZM44 51V50H43ZM47 51V50H46ZM75 51V50H74ZM72 50V52H74ZM125 51V50H124ZM158 51V50H156ZM198 51V50H197ZM201 51H205V49L201 50ZM221 51V50H220ZM234 51V50H233ZM232 51V52H233ZM237 51V50H236ZM242 51V50H241ZM249 51V49H248ZM16 52V51H14ZM53 54H54V51H52ZM76 52V51H75ZM92 52V51H91ZM90 52V53H91ZM109 52V51H108ZM128 52V51H127ZM129 52V53H130ZM141 52V50L139 51ZM146 52H149V51H146ZM174 51H172L173 53ZM185 52V50H184ZM195 52V51H194ZM200 52V51H199ZM240 52V51H239ZM250 52H251V47H250ZM263 52V51H261ZM1 53L4 54V52L2 51ZM13 53V51H12ZM19 53V52H17ZM26 53V52H25ZM28 53V52H27ZM37 53L36 52V56H37ZM43 53V52H42ZM50 53V52H49ZM48 53V54H49ZM57 53V51H56ZM55 53V54H56ZM60 53V52H59ZM66 53V52H65ZM64 53V54H65ZM77 53V52H76ZM94 55L97 57L99 55V53L97 51L94 50ZM107 53V52H106ZM105 53V54H106ZM117 53V52H115ZM132 53V52H131ZM152 53V52H151ZM175 53V52H174ZM179 53H182V52H179ZM177 53V54H179ZM186 53V52H185ZM214 53V52H213ZM223 52L220 53V55L218 57L221 56ZM234 53V52H233ZM233 53H232V56H233ZM237 53V52H235ZM241 53V52H240ZM253 53H254V50H253ZM255 53L253 55V57L255 56ZM260 53V52H259ZM5 54H6V51H5ZM9 54V53H8ZM46 54V53H45ZM62 54L63 56V53H60ZM58 54V55H60ZM71 54V53H70ZM101 54V52H100ZM135 54V49H134V53ZM132 54V55H133ZM138 54V52H137ZM145 54V53H144ZM149 54V53H148ZM176 54V55H177ZM184 54V53H183ZM188 54V53H187ZM10 55V54H9ZM15 55V54H14ZM13 55V56H14ZM17 55V54H16ZM23 53L19 55L18 59H23L22 57ZM34 55V53H33ZM39 55H40V52H39ZM42 55V54H41ZM41 55L39 57H41ZM69 55V54H68ZM73 55V53L71 54ZM107 55V54H106ZM114 55V54H113ZM112 55L111 58H113L114 56ZM129 55V54H128ZM131 55V54H130ZM141 55V54H140ZM175 55V54H174ZM174 55H172L171 57H173ZM240 55V54H239ZM251 55V54H250ZM257 55V54H256ZM259 55V54H258ZM2 56V55H1ZM11 56V55H10ZM24 56H26L24 54ZM30 56L31 55H28V62H29V59H30ZM44 56V54L42 55ZM53 56V55H51ZM55 56V55H54ZM53 56V57H54ZM93 56V54H92ZM91 56V57H92ZM111 56V55H110ZM116 56V55H115ZM122 57H124L123 55H121ZM139 56V54H138ZM145 56V55H144ZM178 56V55H177ZM190 56V55H189ZM198 56V55H197ZM193 57L194 58H197ZM228 56V55H227ZM237 56V54H236ZM235 56V57H236ZM242 56V55H241ZM246 56V55H245ZM38 57V56H37ZM36 57V58H37ZM68 57V56H66ZM94 57V56H93ZM92 57V59H93ZM96 57H94L96 59ZM118 57V56H117ZM120 57V56H119ZM118 57V58H119ZM142 57V55H141ZM185 57V56H184ZM191 57V56H190ZM217 57V56H216ZM248 57H251V56H248ZM11 59L14 58V57H10ZM17 58V57H16ZM35 56H32L31 60H35L36 59ZM45 58V56H44ZM48 58V57H47ZM52 58V57H51ZM61 58V57H60ZM58 58V59H60ZM65 58V57H64ZM101 58H102V55H101ZM108 58V56H107ZM140 58V57H138ZM175 58V57H174ZM179 58V57H177ZM182 58V57H180ZM179 58V59H180ZM226 58V57H225ZM233 58V57H232ZM242 58V57H241ZM256 58V57H255ZM0 59H2L3 61V58L1 57ZM25 59V58H24ZM23 59V60H24ZM55 59V57H54ZM70 59V58H69ZM94 59V60H95ZM103 60L105 58H102ZM110 59V58H109ZM125 59V58H124ZM131 59H132V56H131ZM137 59V57H136ZM135 61H138L136 60ZM158 59V58H157ZM170 59V58H169ZM176 59V58H175ZM185 59V58H184ZM222 59V58H221ZM229 59V58H228ZM243 59V58H242ZM254 58L250 59V60H253ZM5 60H8L7 58ZM15 60V59H14ZM38 60V59H37ZM46 60V59H45ZM57 60V59H56ZM64 60V59H63ZM68 60V59H67ZM91 60V58H90ZM94 60H92L94 62ZM97 60V59H96ZM99 60V59H98ZM101 60V59H100ZM107 59H105L104 61H106ZM111 60V59H110ZM110 60L107 62L110 63ZM120 60V59H119ZM130 60V59H129ZM134 60V59H133ZM132 60V61H133ZM148 60V59H147ZM183 60V59H182ZM241 60V59H240ZM244 60L246 61V57H244ZM243 60V61H244ZM1 61V60H0ZM9 61V60H8ZM19 61V60H18ZM36 61V60H35ZM40 63H41V60L39 59ZM37 61V62H39ZM44 61V59H43ZM42 61V62H43ZM48 61V60H46ZM45 61V62H46ZM50 61V59H49ZM54 61V60H52ZM58 61V60H57ZM57 61H54L55 63L53 64H57L58 62ZM103 61V63H104ZM115 61V59H113L112 64L113 62ZM131 61V62H132ZM229 61V60H228ZM233 61V60H232ZM254 61V60H253ZM253 61H251L253 63ZM10 62V61H9ZM8 62V63H9ZM14 62V61H13ZM22 62H25V61H22ZM22 62L21 64L19 63L18 65L20 67H24V63L22 65ZM33 61L30 62V64L32 63ZM36 62V64H37ZM51 62V61H50ZM60 63L61 62H64L62 61H59ZM67 62V61H66ZM64 62V63H66ZM97 62V61H96ZM99 62V61H98ZM117 62V61H116ZM115 62V63H116ZM126 62V61H125ZM141 62V61H140ZM145 62V61H143ZM224 62V61H223ZM222 62V63H223ZM226 62V61H225ZM256 62V61H255ZM1 63V62H0ZM4 63H6L4 61ZM7 63V64H8ZM15 63V62H14ZM44 63V62H43ZM52 63V62H51ZM92 63V62H90ZM101 63V62H100ZM99 63V64H100ZM106 63V62H105ZM134 63V62H133ZM184 63V61L182 62ZM221 64V61L218 62V64ZM251 63V64H252ZM10 64H12L13 66V63L10 62ZM9 64V65H10ZM16 64V63H15ZM29 64V63H27ZM35 64V63H34ZM47 64V63H45ZM107 64V63H106ZM111 64V63H110ZM109 64V65H110ZM138 64H139V61H138ZM142 64V63H141ZM149 64V63H148ZM147 64V65H148ZM239 64V63H238ZM250 64V63H249ZM250 64V65H251ZM6 66V64H4ZM26 65V63H25ZM63 66V64H61ZM70 65V64H69ZM101 65L103 66H107L105 64H102ZM101 65L99 67H101ZM115 65V64H114ZM131 65V64H130ZM133 65V64H132ZM136 66V64H134ZM143 65V64H142ZM210 65V64H209ZM2 66V65H1ZM2 67V68H5ZM16 66H13L15 69H16ZM18 66V67H19ZM32 66V64H31ZM35 66V65H33ZM39 65H36L35 67H37ZM48 66V65H46ZM52 66L49 64V67ZM56 66V65H55ZM68 66V65H67ZM103 66V67H104ZM138 66H141V65H138ZM211 66V65H210ZM249 66V65H248ZM19 67V68H20ZM26 67V66H25ZM30 67V65H29ZM40 67V66H39ZM45 67V66H43ZM42 67V68H43ZM47 67V68H49ZM60 67V66H59ZM145 67V66H144ZM207 67V66H206ZM221 67V65H220ZM225 67V66H224ZM255 67V66H254ZM253 67V68H254ZM6 68H9V67H6ZM5 68V69H6ZM12 68V67H11ZM13 68V70H14ZM27 68V67H26ZM31 68V67H30ZM52 68V67H51ZM57 68V67H56ZM56 68L53 70L55 72ZM102 68V67H101ZM106 68V67H105ZM108 68V66H107ZM124 68V67H123ZM133 68V67H132ZM139 68V67H138ZM153 68V67H152ZM10 69V68H9ZM22 69V68H21ZM25 69V68H23ZM34 69V68H33ZM36 69V68H35ZM41 69V68H40ZM66 69V68H65ZM141 69V67H140ZM144 69H147V68H144ZM252 69V68H251ZM8 70V69H7ZM17 70V69H16ZM32 70V69H31ZM26 70V74H25V78H29L30 76H33L34 74H32L31 72L34 73V70ZM39 70V69H38ZM42 70V69H41ZM58 70V69H57ZM56 70V71H57ZM99 70H101L99 68ZM114 70V69H113ZM150 70V69H149ZM219 70V69H218ZM217 70V72H219ZM236 70V69H235ZM244 70V69H243ZM250 70V69H249ZM254 70V69H253ZM6 71V70H4ZM10 71V70H8ZM20 71V70H19ZM18 71V72H19ZM59 71V70H58ZM63 72H66L65 70H62ZM141 71V70H140ZM157 71V70H156ZM251 71V70H250ZM249 71V72H250ZM260 71V72H259ZM258 72L261 73V70H259ZM14 72V71H12ZM17 72V73H18ZM36 72V70H35ZM60 72V71H59ZM94 72V71H93ZM232 72V71H231ZM252 72V71H251ZM256 72V71H255ZM4 73V72H3ZM7 73V72H6ZM21 75L22 74V71L19 72ZM50 73V72H49ZM92 73V72H91ZM96 73V72H95ZM100 73H103L102 70L100 71ZM99 73V74H100ZM107 73V72H106ZM113 73V71L111 72ZM147 73V72H146ZM149 73V72H148ZM153 73V72H152ZM262 73H264L262 71ZM13 74V73H12ZM16 74V73H15ZM56 74V73H55ZM98 74V73H97ZM104 74V73H103ZM150 74V73H149ZM156 74V73H155ZM216 74V73H215ZM224 74V73H223ZM243 74V73H242ZM253 74H255L253 72ZM10 75V73H9ZM8 75V77H9ZM18 75V74H17ZM38 75V73L36 74ZM40 75V74H39ZM38 75V76H39ZM44 75V74H43ZM51 75V74H50ZM54 75V74H53ZM94 75V74H92ZM107 75V74H106ZM145 75V74H144ZM153 75V74H152ZM151 75V76H152ZM157 75V74H156ZM225 75V74H224ZM223 75V76H224ZM232 75V74H231ZM239 75V74H238ZM256 75V74H255ZM261 75V74H260ZM4 76L3 74H1V77ZM6 76V75H5ZM14 76V75H13ZM12 76V77H13ZM47 76V75H46ZM62 76V75H61ZM97 76V75H96ZM105 76V75H104ZM146 76V75H145ZM221 76V75H220ZM243 76V75H242ZM246 76V75H245ZM252 75H250L251 77ZM7 77V76H6ZM23 77V76H22ZM36 77V76H35ZM35 77H34V80H35ZM45 77V76H43ZM52 77V76H51ZM188 77V76H187ZM217 77V76H216ZM232 77V76H231ZM255 77V76H254ZM20 78V77H18ZM96 78V77H94ZM179 78V77H178ZM203 78V77H202ZM214 78V77H212ZM230 78V76H229ZM238 78V77H237ZM243 78V77H242ZM241 78V79H242ZM259 78V77H258ZM3 79V77H2ZM1 79V80H2ZM17 79V78H16ZM22 79V78H20ZM41 79V78H39ZM45 79V78H44ZM145 79V78H144ZM177 79V78H176ZM184 79V78H183ZM183 79L181 81H183ZM224 79V78H223ZM239 78V81L241 80ZM0 80V81H1ZM9 80V79H8ZM6 81L7 83V86H10V83L13 82V80L9 83V81ZM29 80V79H28ZM32 80V79H30ZM179 80V79H178ZM186 80V79H185ZM204 80V79H203ZM220 80V79H218ZM238 80V79H237ZM244 80V78H243ZM249 80V79H248ZM251 80V79H250ZM253 80V79H252ZM33 81V80H32ZM147 81V80H146ZM180 81V80H179ZM180 81V82H181ZM213 81V80H212ZM15 82V81H14ZM19 82H23V79L22 81H19ZM18 82V83H19ZM27 82V81H26ZM25 82V83H26ZM31 82V81H30ZM37 82L39 83L40 80L38 81L37 79ZM165 82V81H164ZM179 82V83H180ZM221 82V81H220ZM4 83V82H3ZM35 83V81H34ZM158 83V82H157ZM184 83V82H183ZM215 82L214 81V85H215ZM256 83V82H255ZM254 83V84H255ZM258 83V82H257ZM4 84V85H5ZM31 84V83H30ZM29 84V85H30ZM37 84V83H36ZM41 84V83H39ZM37 84V86L39 85ZM145 84V83H144ZM182 84V83H181ZM181 84H178V85H181ZM188 84V82L186 83V85ZM213 83L210 84V86L212 85ZM219 84V83H218ZM217 84V85H218ZM252 84V82L250 83L249 81V84L247 85H244L245 87H243V89L241 88L240 91H239V94L241 95L240 98H239V101L237 102L238 104H236V101H235V98H237V96L234 98V101L235 102H232L229 101L230 98L232 99V97H227L225 94H224V89L223 90H220V87H223L220 86L218 89L217 87L215 88L216 90H207L204 92V95L206 97V99L209 101V104L213 106L214 109H216L215 111H217V113H225V114H232V117L233 119L231 120V118H229L231 121H236L235 119V114L234 113H238L236 112V109H238L239 105H243V106H246L248 108V105H249V101H252L253 100H258V96H259V92L257 91V87ZM13 85V84H12ZM21 85V84H20ZM20 85L18 84V86L20 87ZM27 85V84H26ZM48 85V84H47ZM61 85V84H60ZM146 85V84H145ZM152 85V84H151ZM171 85V84H170ZM183 85V84H182ZM185 85V86H186ZM189 85V84H188ZM258 85V84H257ZM260 85V84H259ZM1 86V84H0ZM25 86V84H24ZM32 86V85H31ZM35 86V85H34ZM56 86V85H55ZM54 86V88H55ZM156 86V85H155ZM184 86V87H185ZM219 86V85H218ZM261 86V85H260ZM2 87V86H1ZM22 87V86H21ZM26 87V86H25ZM24 87V88H25ZM36 87V86H35ZM49 87V86H48ZM148 87H152V86H148ZM160 87V86H159ZM162 87V86H161ZM160 87V88H161ZM170 86L167 85L166 88H168ZM177 87V85L175 86ZM191 87V85H190ZM189 87V88H190ZM212 87V86H211ZM227 87V86H226ZM10 88H13V87H10ZM18 88V87H16ZM16 88H13V91H16L17 89ZM32 88V87H31ZM50 88V87H49ZM53 88V87H51ZM53 88V89H54ZM154 88V86H153ZM163 88H165L163 86ZM162 88V89H163ZM174 88V86H173ZM179 88H182V87H179ZM178 88V89H179ZM186 88H188V86H186ZM228 88V87H227ZM231 88V87H230ZM230 88L228 90H230ZM235 88V87H234ZM1 89V88H0ZM6 89V88H5ZM16 89V90H14ZM28 89V88H27ZM30 89V87H29ZM35 90V88H32ZM44 89V88H43ZM58 89V88H57ZM108 89V88H107ZM114 89V88H113ZM152 89V88H151ZM161 89V90H162ZM172 89V88H171ZM177 89V88H176ZM175 89V90H176ZM183 89V88H182ZM192 89V87H191ZM190 89V91H191ZM200 89V88H199ZM232 89V88H231ZM258 89H264V88H258ZM3 90V89H2ZM11 90V89H10ZM21 90V89H19ZM48 90V89H47ZM55 90V89H54ZM149 90V89H148ZM153 90V89H152ZM156 90V89H154ZM165 90V89H164ZM173 90V89H172ZM185 90V88L183 89ZM188 90L187 89L185 92L186 93H183L181 92L182 90H179L181 93L180 95L178 96H174L173 99H171V108L169 109L170 111H168V109L166 110L167 107H165V110H166V115H165V118L167 120H170L169 118L171 116H173L174 113L178 112L180 109L182 110V107L184 106V104H186L185 102L187 98L189 97H186V95L188 93ZM204 90V89H203ZM227 90V89H226ZM225 90V91H226ZM234 90V89H233ZM232 90V93H235V91L233 92ZM12 91V90H11ZM9 91V92H11ZM12 91V92H13ZM28 91V90H27ZM52 91V90H49V92ZM142 91V90H141ZM159 91V89L157 90ZM168 91V90H167ZM170 91V90H169ZM194 91V90H192ZM191 91V92H192ZM196 91L195 90V94H196ZM264 91V90H263ZM262 91V93H263ZM18 92V91H17ZM16 92V93H17ZM30 92V90H29ZM33 93V91H31ZM36 92V91H34ZM39 92V90L37 91ZM58 92V91H57ZM145 92L147 93V91L145 90ZM171 92V91H170ZM230 92V91H228ZM5 93V92H4ZM15 93V92H14ZM13 93V94H14ZM28 93V92H27ZM43 93H46V92H43ZM65 93V92H64ZM144 93V91H143ZM167 93V92H166ZM176 93V92H174ZM261 95H264V93ZM12 94V93H10ZM23 94V93H22ZM26 94V93H25ZM30 94V93H29ZM34 94V93H33ZM154 94V93H153ZM192 94V93H190ZM194 94V93H193ZM201 94V92H200ZM229 94V93H228ZM1 95V94H0ZM5 97H9V96H6V94H4ZM9 95V93H8ZM15 95V94H14ZM27 97H28V94H26ZM32 94L29 95L28 97V100L29 101H32L30 99H33V97L30 98ZM41 95V94H40ZM45 94H43L44 96ZM47 95V94H46ZM145 95V94H142V96ZM225 95V97L223 98V96ZM230 95V94H229ZM235 95V94H234ZM19 96H20V93H19ZM24 95H21L20 97H23ZM33 96V95H32ZM68 96V95H67ZM154 96V95H153ZM171 97V94L169 95ZM194 96V95H193ZM197 97V95H195ZM201 96V95H200ZM13 97V96H12ZM15 97V96H14ZM17 97V96H16ZM19 97V99H20ZM36 97V96H35ZM152 97V96H151ZM261 97V96H260ZM24 98V97H23ZM47 98V96H46ZM71 98V97H70ZM172 98V97H171ZM192 98V96H191ZM190 98V99H191ZM229 98V100H228ZM2 96H0V101L2 100ZM7 99V98H6ZM9 99L12 100L11 97H9ZM15 99V98H14ZM25 99H26V96H25ZM40 99V97L38 98ZM63 99V98H62ZM61 99V100H62ZM165 99V98H164ZM170 99V98H169ZM188 99V100H190ZM263 99V98H262ZM16 100V99H15ZM22 100V99H20ZM35 100V98H34ZM33 100V102H34ZM60 100V101H61ZM66 100V99H65ZM193 100V99H191ZM196 100V99H195ZM237 100V99H236ZM7 101V100H6ZM10 101V100H8ZM24 101V100H23ZM26 101V102H25ZM24 101V103H27V99ZM42 101L45 103H43L44 105H46L48 102L46 99H42ZM144 101V100H143ZM2 102V101H1ZM3 102H4V99H3ZM13 102V101H12ZM32 102V103H33ZM36 102V101H35ZM34 102V103H35ZM38 102H41V100ZM69 102V101H68ZM232 102V103H230ZM249 102V103H247ZM259 102V101H258ZM262 102V101H261ZM7 105H2L4 103H2L1 105L4 106L6 109H10V110H13L15 109V112L17 113V109L16 108H19L21 109V106L20 105L18 107V105L20 104V102H18L17 104L16 103H13V104H16L17 107H14L12 106L13 104H9L8 102H5ZM22 103V102H21ZM191 102L188 101V104H186V106L188 105H192V104H189ZM255 103V102H254ZM28 104V103H27ZM31 104V103H30ZM29 104V105H30ZM37 104V103H35ZM42 104V105H43ZM67 104V103H66ZM0 105V106H1ZM28 105V106H29ZM38 105V104H37ZM51 105V104H50ZM113 105V104H112ZM142 105V104H141ZM194 105V104H193ZM192 105V106H193ZM1 106V108H2ZM24 106V105H23ZM33 106V105H32ZM39 106V105H38ZM48 106V104H47ZM70 106V105H69ZM169 106V105H168ZM3 107V108H4ZM35 107V105H34ZM259 107V106H258ZM30 108V107H29ZM39 108V107H38ZM186 108V107H185ZM190 108V107H189ZM188 108V109H189ZM4 109V110H6ZM27 108H24L22 107V111L19 110V112H23V110L25 111ZM34 109V108H33ZM70 110V108L68 107H65L63 110L65 112L64 114V119L62 118V120H64L66 122L65 125H67V119H68V115L70 116V111H67V110ZM187 109V110H188ZM240 109V107H239ZM242 109V108H241ZM250 109V108H249ZM258 109V108H257ZM30 109L26 110V113L27 111H29ZM38 110V109H37ZM47 110V109H45ZM57 110V109H56ZM164 110V109H163ZM255 110V109H254ZM259 110V109H258ZM255 111V113L258 112ZM2 111V110H1ZM32 111V110H31ZM35 112V110H33ZM185 111V110H184ZM247 111V110H246ZM6 112V111H5ZM18 112V113H19ZM32 112V115L33 113ZM38 112V111H36ZM35 112V114H36ZM48 112V111H47ZM52 112V111H51ZM54 112V111H53ZM161 112V111H160ZM17 113V114H18ZM25 113V114H26ZM63 113V112H62ZM61 113V114H62ZM161 113H164V112H161ZM242 113V112H241ZM250 113V111H249ZM259 113V112H258ZM258 113L256 114L258 116ZM4 114V113H3ZM27 114H31V112L27 113ZM27 114L25 116H27ZM165 114V113H164ZM179 114H180V111H179ZM181 114H183V112L181 111ZM186 114V113H184ZM240 114V113H239ZM16 115V114H14ZM20 115V114H18ZM17 115V116H18ZM22 115V114H21ZM20 115V116H21ZM63 115V114H62ZM161 115V114H160ZM159 115V116H160ZM177 115V113H176ZM241 115V114H240ZM252 115V114H251ZM250 115V116H251ZM4 115H2L1 118H3ZM19 116V117H20ZM24 116V115H22ZM21 116V118H23ZM164 116V115H162ZM175 116V115H174ZM181 116V115H179ZM178 116V117H179ZM185 117V115H183ZM182 116V117H183ZM188 116V115H187ZM228 115H226L225 117H227ZM238 116V115H237ZM236 116V117H237ZM245 116V115H243ZM29 117V116H28ZM27 117V118H28ZM176 117V116H175ZM229 117V116H228ZM227 117V118H228ZM231 117V116H230ZM0 118V119H1ZM6 118V117H5ZM26 118V117H25ZM163 118V117H162ZM173 118V117H172ZM177 118V117H176ZM175 118V119H176ZM242 118V116H241ZM247 118V117H246ZM30 119V117H29ZM28 119V120H29ZM39 119V118H38ZM173 119V120H175ZM238 120H240L239 118H237ZM245 119V118H244ZM60 120V119H59ZM69 120V119H68ZM166 120V121H167ZM171 120V121H173ZM242 120V119H241ZM249 120V119H248ZM32 121V120H31ZM162 121V119H161ZM176 123L178 120H175ZM3 122V121H2ZM34 122V121H33ZM8 123V122H7ZM160 123V122H159ZM168 123V122H167ZM180 123V122H179ZM184 123V122H183ZM2 124V123H1ZM157 124V123H156ZM160 125H156L154 127V129L152 130H156V134H154L155 136L157 135V132L158 135V139L156 141V146H157V151L155 154V157L156 158H153V161L149 160V157L151 156V152H147L148 153V159L147 157L145 158L143 155H145L142 150L141 154H142V157H144V160H142V162L140 161L139 156H136L135 153H138L141 151L139 148H141V146H143L141 143L140 147L138 148L137 144H136V149H135V157H137L136 159H133L132 162L135 160H139L140 163H143L146 159V162L145 164H143V167L144 169H146V172H148L147 170L150 171V173L146 174V179L148 180H151L150 178H153V183H152V180H151V185H156V186H153V189L155 188H158L159 186V189L156 190V194H153L152 193L150 194L148 191V193L146 192V196H143L142 193H143V189H146V187L143 188V185H147V182L150 184L149 181H146V184H144V180L142 179V186L139 184L140 183V179H141V175L144 173H140L142 172L144 169H140L139 170V173H137L138 171V167L137 168H133L134 171H137L136 173L137 174H140V176H136L135 175V172H133L132 170V166L131 165L129 166V163L128 166H129V169L128 171L130 170V167H131V173L133 172V175H130L133 176V177H138L137 180L135 178H133V180L135 181L132 186H130L132 188L131 190V193H128L127 195V192L123 191V190H120L119 192L123 191V193L125 192L126 196L125 197H122L123 201L120 200V203L122 204H117V203H114L113 206H117L113 209L115 212H112L109 216H107V214L105 213V215H103L102 211L105 212V209L107 208H102L99 206V207H96V208H99L98 209H95V207L92 205V209L90 210H95V215H91V220H93L97 225L99 226H102L103 228H105V230L102 231V233L98 236H96L95 238L92 237L91 239H87V237L85 236V232L83 230V226L80 227V225L76 222H79L75 219L74 215H71L70 218L68 217V220H67V217L65 218V225L60 228L58 230V232H54V234L52 236L49 237V239L47 240L46 237V231L47 229H44L42 231V235L43 236H36L37 233H34V229H33V226L32 227H29L28 229V242L25 243V249H24V253H23V261L21 260V262H19L20 264H264V171L263 172H257L255 171L256 173H254L252 171L253 166V163L249 160H246V159H243V156H241L242 154L240 153L242 150V147L237 143V141H235L231 136H229L228 134H224L223 136H220L217 138V140H214L215 144L216 143H220L221 146L219 147H214V143L212 141H210L208 139V135H207V138L205 139V134H203L201 132V134H203L204 139L203 141H200L202 140L201 137H199L198 139V142H197V139H196V143H189L190 146V150L189 152H182L181 151V145H177L175 144V140L177 138V134H176V138L175 140L171 137V133L174 131V129L176 128L173 124H165V121H164V124L162 126V123H160ZM182 124V123H181ZM230 124V123H229ZM235 124V123H234ZM249 124V123H248ZM4 125V124H3ZM178 124H176L177 126ZM180 125V124H179ZM152 126V125H150ZM149 126V129H150V132H151V128ZM183 126V124H182ZM188 126H191V125H187ZM233 126V125H232ZM137 127V126H136ZM180 127V126H179ZM196 127V126H195ZM140 128V126H139ZM143 127L141 126V129ZM148 128V127H146ZM144 128L143 130H146L147 129ZM184 128V127H183ZM203 128V127H202ZM206 128V127H204ZM203 128V130H204ZM209 128V127H208ZM148 129V130H149ZM179 129V128H178ZM185 129V128H184ZM193 127H192V130L190 132H193ZM199 129V127H198ZM197 129V130H198ZM207 129V128H206ZM221 129V128H220ZM227 129V128H225ZM142 130V131H143ZM181 130V129H180ZM183 130V129H182ZM187 130V129H186ZM201 130V128H200ZM202 130V131H203ZM210 130V129H209ZM219 129H217L216 131H218ZM176 131V130H175ZM195 131H196V128H195ZM207 131V130H205ZM221 132V130H219ZM226 131V130H225ZM4 132V131H2ZM69 132V131H68ZM141 132V131H140ZM144 132V131H143ZM145 132V136L146 134H149L150 132L146 133ZM154 132V133H155ZM185 132V131H184ZM183 132V133H184ZM197 132V131H196ZM204 132V131H203ZM211 132V131H210ZM222 132H223V128H222ZM227 132V131H226ZM229 132V131H228ZM139 133V132H137ZM182 133V135H183ZM198 133V132H197ZM209 133V131H208ZM214 133V132H213ZM217 133V132H216ZM215 133V134H216ZM219 133V132H218ZM230 133V132H229ZM65 134V133H64ZM141 134V133H140ZM178 134H181V133H178ZM189 134V132H188ZM222 134V133H221ZM231 134V133H230ZM142 135V134H141ZM143 135L142 138H144L145 136ZM151 135V133L149 134V136ZM182 135H179V137L182 139ZM185 135V134H184ZM187 135V134H186ZM185 135V137H186ZM191 135V133H190ZM193 135V134H192ZM196 133L194 135V137H196ZM234 135V134H233ZM66 136H68V134L66 133ZM152 136V135H151ZM150 136V137H151ZM175 136V135H174ZM199 136V135H198ZM202 136V135H201ZM211 135H209L210 137ZM213 136V134H212ZM216 136H219V135H216ZM137 137V136H136ZM139 139L137 140V142H140V139L141 137L138 136ZM148 137V136H147ZM192 137V136H191ZM214 137V136H213ZM8 138V137H7ZM67 138V137H66ZM118 138V137H117ZM121 138V137H120ZM155 138V137H153ZM211 138V137H210ZM146 139V138H145ZM144 139V140H145ZM181 139H179L181 141ZM183 139H184V136H183ZM8 140V139H7ZM70 140V139H69ZM142 140V141H144ZM152 140V139H151ZM178 138H177V143L179 142ZM186 139H184L185 141ZM188 140V139H187ZM195 140V138L193 139ZM212 140V139H211ZM12 141V140H11ZM10 141V142H11ZM183 141V140H182ZM191 141V140H190ZM154 141H152L153 143ZM188 142V141H187ZM186 142V143H187ZM210 142L213 143V146L210 144ZM244 142V141H243ZM12 143V142H11ZM70 143V142H69ZM113 143V142H112ZM150 143V142H149ZM151 143V144H152ZM180 144V142H179ZM211 146H210V145ZM145 145V144H144ZM155 145V143H154ZM135 145H131V147ZM8 147V146H7ZM139 150V152H137L136 150ZM144 148V146L142 147ZM187 148H188V143H187ZM248 148V147H247ZM14 149V148H13ZM133 149V147L131 148ZM146 149V148H145ZM9 150V149H8ZM147 150H148V147H147ZM152 150V146L150 147V151ZM187 150V149H186ZM14 151V150H13ZM2 151L0 150V153ZM5 152V151H4ZM7 152V151H6ZM5 152V153H6ZM9 152V151H8ZM8 152L6 153V155H3V154H0V155H3V157L1 156L0 157V165H2L3 167H6L7 166V158H9L10 156H7ZM11 152V151H10ZM134 152V150L131 151V153ZM15 153V151H14ZM190 153V155L188 154ZM242 153L244 154V152L242 151ZM141 154H139L141 156ZM16 155V153H15ZM119 155V154H118ZM117 155V157H118ZM189 155V156H187ZM12 158H15L14 157V154L12 153L11 154ZM19 156V155H18ZM133 155H130V157H128V160L130 158H135L134 156L131 157ZM250 156V155H248ZM253 156V155H252ZM152 157V156H151ZM254 157V156H253ZM17 158V157H16ZM15 158V159H16ZM122 158V157H121ZM245 158H246V154H245ZM249 158V157H248ZM247 158V159H248ZM18 159V158H17ZM143 159V158H142ZM12 161V163L14 164L13 162V159H10ZM9 160V161H10ZM123 160V159H122ZM127 159H125L126 161ZM128 160L126 162H128ZM138 160L136 162H138ZM251 160V159H250ZM16 161V160H15ZM121 161V159H120ZM124 161V162H125ZM131 161V160H130ZM134 161V162H135ZM253 161V160H252ZM117 162V161H116ZM123 162V161H122ZM133 162V164H134ZM232 162V163H231ZM233 162L235 163L236 166L239 165V169L241 171V177L237 180L238 184L236 186H233V183L232 184H229V182L227 183L226 181V175L229 176L226 172V167L231 163L233 165ZM16 163V162H15ZM11 164V163H10ZM132 164V163H131ZM132 164V165H133ZM136 164V163H135ZM134 164V165H135ZM230 164V165H231ZM9 165V164H8ZM12 165V164H11ZM10 165V166H11ZM123 165V163H122ZM137 165V164H136ZM140 166V164H138ZM231 165V166H232ZM258 165V164H257ZM126 166V170L124 169V172L127 171V165ZM230 166V167H231ZM236 166H233V167H236ZM260 166V165H259ZM1 167V166H0ZM2 167V169H0V171H4L5 169ZM228 166V168H230ZM261 167V166H260ZM238 168V167H237ZM137 169V170H136ZM233 168H231V171H232ZM264 170V168H262ZM120 170H123V169H120ZM259 170V169H258ZM229 171V170H228ZM234 171V174H235V169H233ZM232 171V172H233ZM172 173H176L175 176H169L171 175ZM179 173V175H178ZM229 173V172H228ZM238 173V172H236ZM240 173V172H239ZM123 174V172H122ZM121 174V176H122ZM126 174V173H125ZM130 174V173H129ZM151 174V177L148 178L147 175ZM126 176H129L128 175V172H127V175ZM143 176V177H144ZM160 176L161 179H159L158 181V177ZM142 177V178H143ZM144 177V178H145ZM230 177V176H229ZM228 177V178H229ZM234 177V176H233ZM238 177V176H236ZM123 178L126 180L125 178V175H123ZM123 178L120 179V182L121 183V180L123 182ZM231 178V177H230ZM229 178V179H230ZM3 179V178H2ZM129 179V183L130 184V179H131V182H133L132 180V177L131 178H128ZM180 179H184V181L180 182ZM228 179V180H229ZM233 179H236V178H233ZM232 179V180H233ZM235 181V180H234ZM2 182V181H1ZM232 181H230L231 183ZM124 183V188H129V191L130 192V187L128 185ZM123 183L121 184H118L121 185V188L123 187ZM132 184V183H131ZM228 184L230 186H228ZM236 184V183H235ZM234 184V185H235ZM3 186V184H1ZM0 185V186H1ZM117 185V184H116ZM1 186V187H2ZM149 186V185H148ZM115 187V186H114ZM155 187V188H154ZM117 188V186L115 187ZM120 186L118 188L121 189ZM150 188V187H149ZM123 189V188H122ZM117 192V190H116ZM118 192V193H119ZM118 193H115V197L118 195ZM145 193V191H144ZM117 194V195H116ZM122 194V193H121ZM120 194V195H121ZM148 194H150L151 196L148 197ZM112 195V194H111ZM123 195V194H122ZM119 196V195H118ZM121 197V196H120ZM118 197V199L120 198ZM121 199V198H120ZM114 202H117V201H114ZM96 205V204H95ZM91 206V205H90ZM103 207V205H101ZM104 207H105V204H104ZM107 207L110 208V205H107ZM101 209V210H100ZM89 209L87 208V211ZM81 211V210H80ZM86 211V213H87ZM112 210H109V212H111ZM94 212V211H92ZM92 212H90L92 214ZM107 212V211H106ZM108 213V212H107ZM59 214V213H58ZM89 215V214H88ZM87 216V215H85ZM58 217V216H57ZM84 217V216H83ZM90 218V216H89ZM85 220L86 221V218H82V220ZM88 219V218H87ZM79 220V219H78ZM89 220V219H88ZM84 221V222H85ZM92 221V223H93ZM87 222V221H86ZM89 222V221H88ZM81 224V222H79ZM91 223V222H90ZM64 224V223H63ZM6 225L9 227V223H7L6 219H4V217H2L0 215V237L3 236V232H4V229L6 228ZM82 225V224H81ZM91 225V224H90ZM10 228H11V225H10ZM83 232H82V230ZM100 228V227H99ZM49 230V229H48ZM55 231V230H53ZM57 231V230H56ZM83 233H84V237H83ZM96 235V234H95ZM89 236V235H88ZM47 242H49L48 244V248L46 249V245H47ZM71 247V248H70ZM74 247V248H73ZM70 248V249H69ZM69 249V250H68ZM73 252L75 251H81L82 253L86 254L87 256L86 257H83V259L79 260H74L71 256V252L72 250ZM71 250V251H70ZM69 251V252H68ZM68 252V254H67ZM70 262V263H69Z\"/></svg>",
	"mask_w": 264,
	"mask_h": 264
}]
</instances>
